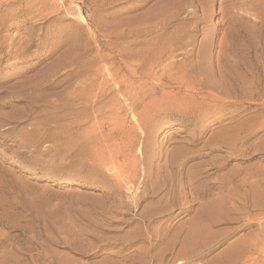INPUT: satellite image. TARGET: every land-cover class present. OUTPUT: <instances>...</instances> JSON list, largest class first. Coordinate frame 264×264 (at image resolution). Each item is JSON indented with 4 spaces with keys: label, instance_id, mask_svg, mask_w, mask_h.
<instances>
[{
    "label": "rangeland",
    "instance_id": "374dc122",
    "mask_svg": "<svg viewBox=\"0 0 264 264\" xmlns=\"http://www.w3.org/2000/svg\"><path fill=\"white\" fill-rule=\"evenodd\" d=\"M237 241L264 264V0H0V264Z\"/></svg>",
    "mask_w": 264,
    "mask_h": 264
},
{
    "label": "bare ground",
    "instance_id": "6f19581e",
    "mask_svg": "<svg viewBox=\"0 0 264 264\" xmlns=\"http://www.w3.org/2000/svg\"><path fill=\"white\" fill-rule=\"evenodd\" d=\"M131 150H132V148H131ZM221 209H222V199L218 200L217 202L206 203L203 206V210H204L205 214H213V213L218 212ZM210 221L214 222L215 219L212 218V219H210ZM195 237H196L195 234H193V235L191 234L190 236H188V240L185 243V247L193 246L195 244L194 243ZM198 244H199V242H198ZM249 247H250V249L245 245V243L243 241H237L236 243L231 245L228 249H226V251L221 253L217 258H215V260L212 262V264H246V262H244V263H242V262H243L244 258L246 257L247 253L250 252L251 250H256L257 246L253 244V245H249ZM200 248H201V246H197V245L194 246L193 252H197ZM180 264H182V263H180Z\"/></svg>",
    "mask_w": 264,
    "mask_h": 264
}]
</instances>
